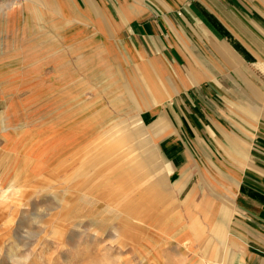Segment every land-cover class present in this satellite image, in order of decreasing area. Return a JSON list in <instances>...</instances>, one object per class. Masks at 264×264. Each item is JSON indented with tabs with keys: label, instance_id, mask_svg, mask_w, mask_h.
I'll list each match as a JSON object with an SVG mask.
<instances>
[{
	"label": "rangeland",
	"instance_id": "obj_1",
	"mask_svg": "<svg viewBox=\"0 0 264 264\" xmlns=\"http://www.w3.org/2000/svg\"><path fill=\"white\" fill-rule=\"evenodd\" d=\"M28 1L0 0V5L10 2L14 8L9 13L0 8V178L3 185L18 178L29 189L47 191L35 196L28 193L32 198L25 208L21 205L11 232L12 216L0 212V234L11 237L0 264H10L11 243L29 248L39 237L38 225L33 224L32 238L25 243L24 231L34 220L61 226L64 245L54 248L53 241H46L31 264H83L105 241L91 236L82 239L81 229L94 226L95 220L73 222L81 214L92 215L109 206L122 215L104 240L115 238L113 229L119 231L124 237L121 254L130 257L129 264H264V251L251 257L245 254L253 246L264 249V240L250 232L249 236L237 235L238 229H252L236 211L229 231L238 246L228 250H216V244L224 240L210 238V232H199L202 240L192 244L193 233L180 226L184 219L203 223L192 213L181 216L169 229L166 221L173 215L165 212H173L172 197L183 200L195 187L199 200L210 196L223 208L231 202L234 205V200L223 186L219 193L214 192L210 171H216L225 184L234 183L227 177L229 167L220 173L208 159L201 158L202 153L193 150L192 133L185 141L192 151H185L184 159H176L164 151L162 136L156 134L160 126L154 111H144V118L135 120L140 109L147 108V101L163 89L137 81L122 49L119 31L124 25L118 6L127 0H50L47 5L52 9ZM75 7L87 10L88 17H77L80 13ZM113 72L123 94L118 91L113 96ZM169 85L165 88L169 94L178 90ZM126 90L142 102L128 104ZM177 106L174 102L164 105L174 130ZM111 110L113 119H109ZM114 129L117 137L110 135ZM147 131L152 135L146 136ZM136 162H143L145 168L136 169ZM187 167L190 173L182 191L167 193L164 204L160 195L151 200L154 169L158 176L166 171L174 183ZM83 200L91 204L86 212ZM2 245L0 239V251Z\"/></svg>",
	"mask_w": 264,
	"mask_h": 264
},
{
	"label": "crops",
	"instance_id": "obj_2",
	"mask_svg": "<svg viewBox=\"0 0 264 264\" xmlns=\"http://www.w3.org/2000/svg\"><path fill=\"white\" fill-rule=\"evenodd\" d=\"M48 1L28 2L52 9ZM118 7L124 25L119 39L136 80L149 88L163 89V93L147 101L146 109L133 114H137L135 120L144 118V111H154V120L160 126L156 134L162 136L164 151L172 153L173 158L184 159V152L192 151L185 143L186 135L192 133L196 145L193 150L202 153L201 158L208 159L220 173L225 172L223 167L231 169L227 177L233 185L225 184L214 170L210 171L209 183L216 186V193L223 186L234 205L231 202L222 208L210 196L199 200L194 187L183 200L171 198L173 212H165L173 215L166 221L169 229L175 227L181 216L192 213L203 223L191 224L184 219L180 224L183 231L193 233L192 244L202 240L199 232H210V238L224 240L216 244V250H228L238 246L232 242L235 238L229 231L236 211L256 234L248 228L238 232L260 235L264 240V0H127ZM0 8L4 13L14 9L10 2ZM77 10V17H88L87 10ZM115 80L113 72V96L118 91L124 93ZM169 84L178 90L169 94L165 89ZM129 99L128 104L142 102L135 95ZM173 102L178 104L176 130L170 128V111L164 109V105ZM113 116L111 110L109 119ZM115 130L110 135L116 136ZM144 166L143 162H136V169ZM180 171L182 176L174 183L166 171H161L160 176L156 169L152 171V201L160 195L164 204L167 193L183 190L190 171L188 167ZM259 250L264 251L253 246L251 253L249 250L245 254L251 257Z\"/></svg>",
	"mask_w": 264,
	"mask_h": 264
},
{
	"label": "clouds",
	"instance_id": "obj_3",
	"mask_svg": "<svg viewBox=\"0 0 264 264\" xmlns=\"http://www.w3.org/2000/svg\"><path fill=\"white\" fill-rule=\"evenodd\" d=\"M47 190H33L29 189L24 183L15 179L10 181L8 185H0V212H6L12 216L13 223L10 225L9 231L16 222L17 215L21 209V205L27 206L26 201L32 197H28V193H32L33 196ZM82 209L86 212L91 208V204L86 200L81 202ZM122 214L118 208L114 206L105 207L99 212L92 215L81 214L73 222H80L81 224L87 220H95L94 226H89L87 229H81L83 232L82 239L88 237H95L97 241L103 240L105 243L102 247L97 249L96 254L88 256L83 264H129L130 257L128 255L121 254L123 249L124 237L119 231L113 229L114 237L104 240V236L107 230L119 221ZM38 225L39 237L31 244V247L25 248L23 245L11 243L9 248L10 264H31L36 257L42 245L46 241H53L54 248L57 245H64L63 228L59 225H54L49 222L40 223L38 220H34L30 223L29 227L24 231L25 243H27L33 235L32 225ZM0 239H3L2 251L0 256H3L4 246L10 243L11 237L4 234H0ZM64 248V247H63ZM60 248L59 250L61 251Z\"/></svg>",
	"mask_w": 264,
	"mask_h": 264
},
{
	"label": "built area",
	"instance_id": "obj_4",
	"mask_svg": "<svg viewBox=\"0 0 264 264\" xmlns=\"http://www.w3.org/2000/svg\"><path fill=\"white\" fill-rule=\"evenodd\" d=\"M10 1H14V2H25L26 0H10Z\"/></svg>",
	"mask_w": 264,
	"mask_h": 264
},
{
	"label": "bare ground",
	"instance_id": "obj_5",
	"mask_svg": "<svg viewBox=\"0 0 264 264\" xmlns=\"http://www.w3.org/2000/svg\"><path fill=\"white\" fill-rule=\"evenodd\" d=\"M27 1V0H26ZM25 1V2H26ZM12 2H14V1H12ZM14 3H24V2H14ZM5 5V4H4ZM14 10V9H13ZM13 10H11V12L13 11ZM9 13V12H8Z\"/></svg>",
	"mask_w": 264,
	"mask_h": 264
}]
</instances>
